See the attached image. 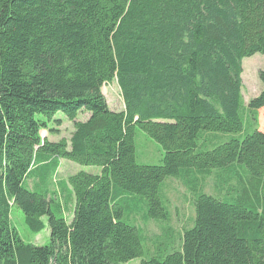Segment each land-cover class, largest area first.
<instances>
[{"label": "trees", "instance_id": "16d2710c", "mask_svg": "<svg viewBox=\"0 0 264 264\" xmlns=\"http://www.w3.org/2000/svg\"><path fill=\"white\" fill-rule=\"evenodd\" d=\"M256 54L264 0H0V264H264V88L247 106L242 92ZM114 80L123 111L103 92ZM58 113L71 138H43ZM138 128L162 164L137 162ZM205 131L247 132L209 149ZM41 152L102 168L69 178L71 220L25 184ZM213 173L217 195L197 176ZM167 178L195 192L193 225L149 253L131 216L170 221ZM15 207L36 233L48 218L49 244L22 239Z\"/></svg>", "mask_w": 264, "mask_h": 264}, {"label": "rangeland", "instance_id": "374dc122", "mask_svg": "<svg viewBox=\"0 0 264 264\" xmlns=\"http://www.w3.org/2000/svg\"><path fill=\"white\" fill-rule=\"evenodd\" d=\"M244 72L243 77V96L244 105L247 106L250 100L258 96L264 88L259 72L264 70V54H256L246 58L243 61ZM103 92L108 100L109 106L113 110H125V101L122 95L121 88L117 80L103 87ZM57 118L62 120V124L51 123L50 126L55 129V132L50 133L48 130L42 131V137L48 138L51 141H59L62 138L70 139L74 131L73 123L67 120L63 113H58ZM87 114L80 115L81 120H86ZM259 127L264 130V109L259 112ZM247 131L243 133H226V132H203V142L209 149L227 142L235 137H244ZM135 144L137 162L140 164L159 165L162 164L164 151L162 147L151 138L145 131L138 128L135 133ZM81 171H86L93 174H99L102 168L99 166H86L74 162L69 159L58 157H47L44 153H39L35 167L27 178L25 184L31 190L39 193L49 192L50 196H55L64 205V214L71 220L73 215L74 200L69 196V178ZM201 180V188L208 193L217 195L215 188V174L203 177L197 175ZM67 188V189H65ZM162 193L164 199H168V204L171 209L170 221H159L148 219L145 217V212L141 210L132 214L131 220L140 227L146 242V247L149 253H154L157 249L156 243L160 239L163 241V249L168 251L174 250L180 246V236L185 228L193 225L192 217L195 216L194 198L195 192L176 178H167L162 185ZM143 208L147 209L146 203L143 202ZM11 220L17 228L22 239L37 246L47 245L51 241V228L48 224V218L45 217L46 228L36 233L30 229L26 223L24 213L13 208L11 211ZM173 239L176 242L173 244ZM171 241V243L169 242ZM160 245V244H159ZM141 258L133 259L124 264H140Z\"/></svg>", "mask_w": 264, "mask_h": 264}, {"label": "crops", "instance_id": "0c3cea01", "mask_svg": "<svg viewBox=\"0 0 264 264\" xmlns=\"http://www.w3.org/2000/svg\"><path fill=\"white\" fill-rule=\"evenodd\" d=\"M262 90H263V87H262ZM262 90H261V91H262ZM259 112H260V111H259Z\"/></svg>", "mask_w": 264, "mask_h": 264}]
</instances>
